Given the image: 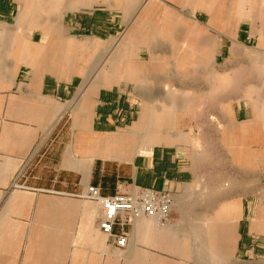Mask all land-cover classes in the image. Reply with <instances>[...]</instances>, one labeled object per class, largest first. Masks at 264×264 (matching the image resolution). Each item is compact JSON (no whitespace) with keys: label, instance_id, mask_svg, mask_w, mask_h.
Returning a JSON list of instances; mask_svg holds the SVG:
<instances>
[{"label":"crops","instance_id":"0c3cea01","mask_svg":"<svg viewBox=\"0 0 264 264\" xmlns=\"http://www.w3.org/2000/svg\"><path fill=\"white\" fill-rule=\"evenodd\" d=\"M231 1L236 16L226 22L229 39L237 42L239 34L245 41L237 22L252 15L264 20V0ZM17 2L13 19L14 1L0 0V29L7 34L0 36V264H242L243 257L260 252L254 237L264 233V213L249 220L237 185L223 196L215 194L210 202L224 204L218 211L197 208L193 187L208 177L221 182L226 171L234 173L229 175L233 182L238 167L196 165L192 132L178 129L186 121L183 116L192 118L191 99L178 103L184 91L164 86L166 96L148 99L139 89L148 72L128 66L125 57L102 61L84 55L115 28L110 13L93 8L65 21L64 13L85 7L68 10L66 0H59L54 7L61 14L38 17V5ZM221 2L163 0L155 11L191 31L199 61L205 63L219 47L210 29H218L229 11L230 5L225 10ZM114 3L122 6L127 23L140 22V5L129 18L131 2ZM196 5L206 10L207 20L197 17ZM151 39L144 31L135 39L128 34L123 42L134 41L139 59L141 47L153 56ZM123 50L120 44L114 52ZM196 66H189L188 73ZM184 70L179 72L184 75ZM223 81H213L211 90L222 92ZM130 90L139 101L129 98ZM252 92L247 88L242 98L250 100L259 118L264 111ZM219 106L226 108L225 144L250 166L256 151L252 145L264 141V128L239 123L234 107L228 110V98H221ZM88 185L99 187L102 195L128 192L132 185L168 190L174 197L170 222L140 218L126 226L127 243L117 248L98 228L99 205L80 197Z\"/></svg>","mask_w":264,"mask_h":264},{"label":"rangeland","instance_id":"374dc122","mask_svg":"<svg viewBox=\"0 0 264 264\" xmlns=\"http://www.w3.org/2000/svg\"><path fill=\"white\" fill-rule=\"evenodd\" d=\"M14 1V14L18 8L17 0ZM27 5L38 4L36 15L41 17L51 12V16L55 13L61 14L60 8L54 7L55 3L59 0H39L34 2L24 0ZM55 1V2H54ZM96 0L89 3V5H82L79 10L73 12H66L62 18L68 21L70 16L74 14H82L90 12L93 8H101L108 11L112 17L115 28L111 33L102 41L101 45H93L92 47L83 52L87 53L88 57L93 59H101L105 61L113 58H126L127 65L137 66L142 68L148 74L144 75L146 79L143 81L139 89L143 90L144 96L148 99L156 101L159 98L166 96L162 92L163 87L181 89L184 95L178 99V103L185 105L186 99H191L189 102L192 118L182 121L178 126L184 132H192L193 152L192 159H194L198 167H238L234 181H229V177L234 174L233 172H223L226 177L223 181H208L195 185L198 192L199 204L197 208L199 211H218L224 204L210 202L216 195L229 192L232 187L237 185L238 190L244 195L246 203L245 212L249 220L255 219L261 212L264 213V141L253 143L252 148L255 151L253 160L250 166L243 160H239L232 151L227 147L223 140L222 128L224 126L226 108L219 106L221 98H228L231 100V111L235 110V118L239 123L254 122L256 126L264 128V113L259 118L253 116V110L249 103L250 100L243 99L242 95L244 90L252 88V98H257L264 111V20L260 17H242L237 23L241 29H244L245 41H240L241 35H237V42H232L228 36V29L226 22L229 19L234 21L236 11L232 9L231 0H222V5L229 6V11H225L220 21L218 29L211 28L212 34L218 41L219 47L213 48L214 58L211 62H200L197 47L193 43L194 36L191 31L184 25L174 26L163 19L162 13H156L155 4L163 0H127L132 5H129L128 17L134 8L140 5V22L135 25L134 21L127 23L124 19V13L121 5H116L114 1L117 0ZM126 1V0H125ZM171 1V0H170ZM43 3V4H42ZM42 4V5H41ZM91 4V6H90ZM108 5L110 7H108ZM48 6V7H47ZM90 6V7H87ZM46 7V8H45ZM51 7V8H50ZM49 10V11H48ZM197 17L203 16L202 21L208 19L206 10L199 5L195 6ZM35 13V12H34ZM57 15V14H56ZM264 15V14H263ZM135 20L134 18H132ZM134 22V23H133ZM255 25V26H253ZM238 26V27H239ZM62 31H66L65 24L61 23ZM232 29V28H231ZM147 32L151 35V48L153 56L147 52L144 47L140 49V58H137L136 46L133 40H123L129 34L132 39H135L140 32ZM130 32V33H129ZM260 32L262 36L260 37ZM51 34V32H50ZM20 35H27L26 32H21ZM0 36H7L5 32L0 29ZM38 35H36V38ZM92 38V37H90ZM84 38H78L79 41ZM108 42H113L111 47H108ZM120 44L124 45L122 54L116 55L115 50ZM221 47V49H220ZM195 64L196 69H190L189 75L188 68ZM200 64V65H198ZM180 68V69H179ZM185 68L184 75L179 71ZM223 81V91L211 90L214 82ZM227 83H232L228 85ZM133 87V85H130ZM161 91H159V90ZM218 94V95H217ZM214 96H219L215 97ZM138 97L137 92L134 90L129 91V98L135 99ZM138 99V98H137ZM139 101V99H138ZM140 103V102H138ZM157 104L162 106V101H157ZM241 105L240 112L238 107ZM239 113V114H238ZM227 115V114H226ZM183 119V118H182ZM224 119V121H223ZM190 122V123H189ZM195 154V155H194ZM240 167H252L253 172H245ZM230 175V176H229ZM214 176V175H212ZM236 179V180H235ZM247 194V196H246ZM206 201V202H205ZM256 246L255 248L261 249L250 257H243L242 264H264V233L255 234Z\"/></svg>","mask_w":264,"mask_h":264},{"label":"built area","instance_id":"2783aa9c","mask_svg":"<svg viewBox=\"0 0 264 264\" xmlns=\"http://www.w3.org/2000/svg\"><path fill=\"white\" fill-rule=\"evenodd\" d=\"M21 171L17 176H20ZM22 187V185H16ZM80 197L94 201L101 209L98 228L117 248L125 247L128 233L126 226L140 218L154 219L159 225L170 222V213L174 204L173 194L165 189L155 190L132 185L128 192L102 195L99 187L88 185ZM114 226L118 232H114Z\"/></svg>","mask_w":264,"mask_h":264},{"label":"bare ground","instance_id":"6f19581e","mask_svg":"<svg viewBox=\"0 0 264 264\" xmlns=\"http://www.w3.org/2000/svg\"><path fill=\"white\" fill-rule=\"evenodd\" d=\"M29 1L34 2V0H29ZM36 1L39 2V0H36ZM55 1H57V0H55ZM92 1H96V0H66V3L68 4L67 5L68 10H73V9H78L82 5H89V3ZM38 4L39 3H36V5H38Z\"/></svg>","mask_w":264,"mask_h":264}]
</instances>
